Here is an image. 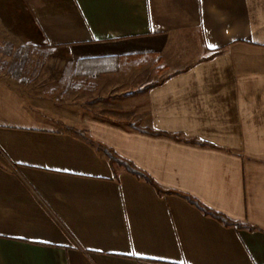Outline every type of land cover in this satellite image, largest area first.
Here are the masks:
<instances>
[{"label": "crops", "instance_id": "obj_1", "mask_svg": "<svg viewBox=\"0 0 264 264\" xmlns=\"http://www.w3.org/2000/svg\"><path fill=\"white\" fill-rule=\"evenodd\" d=\"M6 43L0 264H264V0H0Z\"/></svg>", "mask_w": 264, "mask_h": 264}, {"label": "trees", "instance_id": "obj_2", "mask_svg": "<svg viewBox=\"0 0 264 264\" xmlns=\"http://www.w3.org/2000/svg\"><path fill=\"white\" fill-rule=\"evenodd\" d=\"M0 52L5 54V55H8L12 58L11 62H8V61L2 62V68H8L9 74L14 78L19 79L21 76V73L25 70V68L31 62L32 50H31L30 46H23V47L15 50L13 45L6 43L4 47L0 48ZM44 63H45V59H44V62H41L39 64V66L40 67L43 66ZM157 85H158V83H153V84L147 85V86L139 89V92L150 90ZM135 128L139 129L140 131L147 132V133H150L153 135H168L167 133L153 131L150 129L143 128L140 124H136ZM78 133L81 134V136H83L85 139H88V140L96 143L98 145L99 149L102 150L107 155V157L109 158L110 163L113 167L118 165V166L124 168L127 172H129L132 175H134L135 177H137L138 179L148 182L149 184L153 185L156 188V190L159 194H178V195L184 197L185 199H187L190 204L197 207L205 215L211 216V217L217 219L218 221L225 224L226 226H232V227H236L238 229H245L246 228L250 231H254L257 229L256 227H253L251 225L243 224L241 222L234 221L233 219L229 218L225 214H222L220 212H217V211L207 207L206 205H204L198 199H196L195 197H193L191 195L183 194V193L173 191V190L164 189L146 171L139 168L132 161L120 156L114 149L108 147L107 145H105L102 142L96 141L90 135H88L87 132H85V131H78ZM174 137L177 138V136H174ZM186 141H189V140H186ZM189 142L207 144L205 142H201L198 140H191Z\"/></svg>", "mask_w": 264, "mask_h": 264}, {"label": "rangeland", "instance_id": "obj_3", "mask_svg": "<svg viewBox=\"0 0 264 264\" xmlns=\"http://www.w3.org/2000/svg\"><path fill=\"white\" fill-rule=\"evenodd\" d=\"M36 50H34V55H33V60H31L30 62V66L28 67V70H27V76L30 77V75L33 74V70L35 71L36 69V66H38L40 63H41V60L43 59L44 61V53L45 52H42V49L45 51V49L42 47H35ZM2 65V64H0Z\"/></svg>", "mask_w": 264, "mask_h": 264}]
</instances>
